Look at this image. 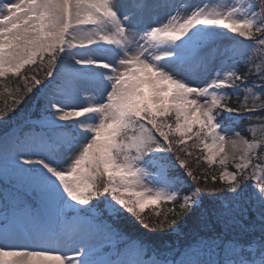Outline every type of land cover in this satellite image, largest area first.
<instances>
[{"label": "snow or ice", "instance_id": "obj_1", "mask_svg": "<svg viewBox=\"0 0 264 264\" xmlns=\"http://www.w3.org/2000/svg\"><path fill=\"white\" fill-rule=\"evenodd\" d=\"M9 73L0 264H264V0H0Z\"/></svg>", "mask_w": 264, "mask_h": 264}, {"label": "trees", "instance_id": "obj_2", "mask_svg": "<svg viewBox=\"0 0 264 264\" xmlns=\"http://www.w3.org/2000/svg\"><path fill=\"white\" fill-rule=\"evenodd\" d=\"M259 58L257 57V60ZM45 62H47V57H45ZM23 72H26L28 76H32L34 74H38V78L43 76V70L42 66L36 65V66H27L25 69L22 70ZM241 71H244L243 67L241 66ZM41 74V75H40ZM17 77L14 75L10 74L4 78H0V107H3V101L4 98L8 95L9 92H11L16 86H17ZM7 85V87H5ZM230 99L228 101L230 107H235L239 103H242L244 101V96L243 94H240L239 99L237 98V95L232 92V90H228ZM250 103V101H249ZM220 115V118L223 120L225 124L230 123L234 125L237 131H240L242 135L249 136L251 134H254L255 128H259L264 124V122H261L258 118H253L251 122L244 120V119H239L235 120L234 122L229 120V117H235L236 114H229V113H223ZM242 115V114H241ZM247 128L249 131L243 132L242 130ZM256 135V134H255ZM188 161V166L193 170L194 174L200 177V184L203 186L204 185V178H203V173L205 170H208L209 176H208V181L207 184L209 187L212 186V181H211V175L213 173L217 174L219 173V165H208L207 161L203 159V153L200 152L199 150L195 151L194 156H186L185 157ZM199 158V160L197 159ZM216 186L220 187L221 182L217 180ZM180 201H177L179 203ZM172 204H169L167 202L161 203L158 207H153V208H145L144 216L145 217H155L156 212H160L163 214L164 212L167 211L169 207H172ZM135 233V230H133Z\"/></svg>", "mask_w": 264, "mask_h": 264}, {"label": "rangeland", "instance_id": "obj_3", "mask_svg": "<svg viewBox=\"0 0 264 264\" xmlns=\"http://www.w3.org/2000/svg\"><path fill=\"white\" fill-rule=\"evenodd\" d=\"M218 2V0H179V8L181 9H190L191 7L197 5V4H200V5H203L205 3H216ZM225 2L227 3H232L233 0H225ZM181 14H182V11H181ZM27 67V66H26ZM11 73H9L8 75H10ZM7 75V76H8ZM41 75V74H40ZM227 124H230V123H227ZM231 125V128H234V125L230 124ZM256 136H264V124L262 126H260L259 128H255L254 129ZM215 165H219L218 163L215 164ZM232 166L230 165L229 166V171H232ZM146 183H149V186H151V181L150 179L146 181ZM153 207H156L154 205H146L145 208H153Z\"/></svg>", "mask_w": 264, "mask_h": 264}, {"label": "bare ground", "instance_id": "obj_4", "mask_svg": "<svg viewBox=\"0 0 264 264\" xmlns=\"http://www.w3.org/2000/svg\"><path fill=\"white\" fill-rule=\"evenodd\" d=\"M176 3H177V5L179 6V0H176ZM181 11H182V14H183V11L185 10V9H180Z\"/></svg>", "mask_w": 264, "mask_h": 264}]
</instances>
